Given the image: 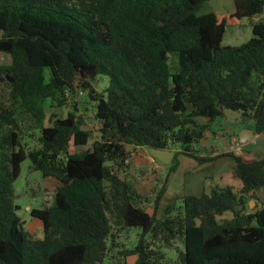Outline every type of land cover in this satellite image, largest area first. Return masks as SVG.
Returning <instances> with one entry per match:
<instances>
[{
  "label": "trees",
  "instance_id": "1",
  "mask_svg": "<svg viewBox=\"0 0 264 264\" xmlns=\"http://www.w3.org/2000/svg\"><path fill=\"white\" fill-rule=\"evenodd\" d=\"M207 1L0 0V53L10 58L0 65L9 96L0 107V264H264V156L212 157L195 147L226 119L224 108L264 140V22L252 23L241 45L221 44L227 27L264 14V0L197 15ZM99 76L108 79L101 93L93 87ZM84 93L99 138L79 153L91 133L77 103L48 126L45 104L63 107ZM176 146L166 181L179 156L199 165L230 157L241 188L173 197L157 219L116 169L127 147ZM25 160L56 183L52 205L29 211L42 238L17 215L13 183ZM251 200L258 207L249 209ZM131 230L135 246L118 250L116 238ZM176 243L177 260L165 261L162 249Z\"/></svg>",
  "mask_w": 264,
  "mask_h": 264
},
{
  "label": "rangeland",
  "instance_id": "2",
  "mask_svg": "<svg viewBox=\"0 0 264 264\" xmlns=\"http://www.w3.org/2000/svg\"><path fill=\"white\" fill-rule=\"evenodd\" d=\"M233 0H208L205 2L199 11H197V15H202L205 13H215V14H227L232 10ZM263 21L264 22V14L261 16H256L253 19H242L240 26L227 27L225 29V33L222 39L223 46H239L242 43L248 41L252 37L251 33V24ZM10 63V58L2 53H0V65H6ZM3 80L0 83L4 82L5 77H2ZM108 79L106 77L99 76L93 83V87L98 93H101L102 90L107 86ZM9 101L8 92L5 91V88L0 86V107L2 105H7ZM68 105L63 107H50V103L46 102L45 104V114L46 118L44 121V125H49V119L53 116L57 118H64L69 111H72L71 106L72 102L77 103V112L75 114L80 116L83 120L82 128L84 130L90 131L91 136L87 143V145L78 147V152H85L91 148V144L99 138L98 134V124L97 121L88 118L86 116L87 112L89 116H92V112L94 110V102H90L88 97L84 96H71L68 98ZM55 119V118H53ZM226 119L217 118L214 123L211 125L212 132H216V134H212L211 132L206 136L205 140H203L200 145H196L195 147L200 149H205V151H209L210 147H214L216 149L220 148L219 141L222 139L223 134L217 133L219 130V125H225ZM236 123L237 126H245L252 125L251 122L246 121L242 122L239 120V117L234 120H230V123ZM28 122L26 123V125ZM28 126V125H27ZM31 129V127H30ZM29 128L24 127V131H30ZM221 132V131H220ZM26 133V132H25ZM28 133V132H27ZM259 145V146H258ZM178 146L175 147L177 149ZM264 147V141L261 138L260 142L255 146V149H244L238 152L239 156H246L248 159H261L263 157L262 151H258ZM213 148V149H214ZM128 159L124 167L117 168L116 172L123 179H126L128 183L136 189L138 192L143 195L147 201L144 206L149 213L153 214L157 219L161 218L163 209L170 204L171 199L174 197L175 199H179L181 196L188 194L186 189L188 177L190 175H194L198 178L202 176L203 173L206 172L205 166H200L199 169L195 172H189L190 166L185 164L191 163L192 160H187L188 157H182L180 168L172 173L166 181V174L168 170V165L157 164L153 158L150 157L147 149L141 147H127ZM212 150V149H211ZM203 152V151H202ZM178 161V158H177ZM213 169L218 172L219 170L216 163H212ZM187 166V169H185ZM159 167V168H158ZM178 168V167H177ZM187 170H189L187 172ZM214 171V173H215ZM196 173L198 175H196ZM166 183V188L164 190H168L169 195L173 196L168 198V194H165L161 197L158 205H155V197L161 191V188ZM55 181L51 180V178H44L40 172L33 171L30 168V162L25 160L22 162L20 166V174L18 178L13 183V194L15 203L19 206V210L17 211V215L23 223V227L29 231L32 235L37 238H42V230L39 221L31 218L29 215V211L33 208H41L50 206L53 203V191L55 188ZM205 194H208L205 191ZM259 201L264 202V192H259ZM225 218H230V215L225 216ZM137 230H131L129 232H124L119 234L116 238L118 244V250L123 251L125 249H132L137 242ZM179 251H182L181 244L176 243L170 249H162V253L164 254V260L169 262H174L177 260V256ZM112 257V254L110 255ZM114 259V258H112ZM134 258H128V264H132Z\"/></svg>",
  "mask_w": 264,
  "mask_h": 264
},
{
  "label": "crops",
  "instance_id": "3",
  "mask_svg": "<svg viewBox=\"0 0 264 264\" xmlns=\"http://www.w3.org/2000/svg\"><path fill=\"white\" fill-rule=\"evenodd\" d=\"M220 15V14H217ZM224 15V14H223ZM223 119V118H221ZM225 125H219V130L217 133L223 134L224 137L219 141L220 148L216 149L214 147H210L209 151H205V153H208L212 157L219 156L221 154L225 153H232L235 156H239L238 152L241 150L247 149L250 150L255 149V146L260 142L261 136L256 135L253 131V129L250 127V125L245 126H237L236 123H230V120H226ZM249 130L252 132L253 137L249 135ZM221 131V132H220ZM216 134V132H212ZM208 135V134H207ZM206 135V136H207ZM237 141H241L240 147H237L235 143ZM264 141V140H263ZM259 146V145H258ZM214 148V149H213ZM212 149V150H211ZM169 150L174 151L175 148H170ZM205 150V149H204ZM259 152H264V147L258 150ZM264 156V153H263ZM183 157V156H182ZM181 156L178 157V168H180L181 163ZM186 158V157H185ZM245 159H248L246 156H244ZM189 160V158L187 159ZM192 160V159H190ZM155 162L158 164L159 162L155 160ZM212 163H216L219 170L216 173V171L213 169ZM160 164V163H159ZM187 166H190V170H187L191 172H195L199 169L200 166H205L206 172L200 176V178L190 175L191 177H188L187 186L188 188L186 191L188 194L186 195H194L196 197H200L202 195H208L211 188L218 186V187H225L230 186L234 190H238L241 188V183L238 180H234L231 178V172L233 169L234 162L230 157H219L215 159L213 162H208L202 165L197 164L195 161H191V163L185 164ZM187 166H185V169H187ZM159 168V167H158ZM176 170V172H177ZM215 171V173H214ZM196 175H198L196 173ZM205 191H207L208 194H205ZM169 195L168 190H166V193ZM174 196V195H173ZM173 196H170L168 198H171ZM249 209H254L255 207H258V203H255L253 200L248 202Z\"/></svg>",
  "mask_w": 264,
  "mask_h": 264
},
{
  "label": "water",
  "instance_id": "4",
  "mask_svg": "<svg viewBox=\"0 0 264 264\" xmlns=\"http://www.w3.org/2000/svg\"><path fill=\"white\" fill-rule=\"evenodd\" d=\"M2 80H3V78L0 79V81H2ZM9 81L11 82L12 80L9 79ZM222 101L223 100H220L219 102L222 103ZM223 114L228 120H231V121L240 117V113H238L232 109H227V108L223 109ZM249 132H250L249 135L251 137H253L252 132L250 130H249ZM235 145L237 147H240L241 141H237L235 143ZM147 151L153 159H155L156 161H158L162 165L170 164V162L174 156V151H171L169 149H162L161 150V149H155V148H147Z\"/></svg>",
  "mask_w": 264,
  "mask_h": 264
},
{
  "label": "clouds",
  "instance_id": "5",
  "mask_svg": "<svg viewBox=\"0 0 264 264\" xmlns=\"http://www.w3.org/2000/svg\"><path fill=\"white\" fill-rule=\"evenodd\" d=\"M240 118V117H239ZM151 157V156H150ZM152 158V157H151ZM153 160H155V159H153Z\"/></svg>",
  "mask_w": 264,
  "mask_h": 264
}]
</instances>
